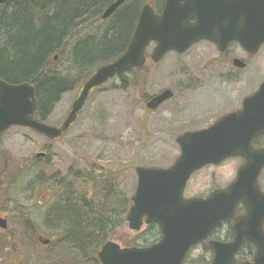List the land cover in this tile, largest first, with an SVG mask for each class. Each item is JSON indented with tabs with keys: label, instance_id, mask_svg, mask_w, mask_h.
Returning a JSON list of instances; mask_svg holds the SVG:
<instances>
[{
	"label": "rangeland",
	"instance_id": "rangeland-1",
	"mask_svg": "<svg viewBox=\"0 0 264 264\" xmlns=\"http://www.w3.org/2000/svg\"><path fill=\"white\" fill-rule=\"evenodd\" d=\"M160 5V2L155 4ZM107 21L98 20L86 27L85 34H93L97 26L103 27ZM2 24L0 20V54L4 56L8 49ZM102 33L100 30L98 35ZM152 47L153 44L147 48V53ZM228 52L245 57L237 42L231 44ZM216 59L223 58H218L215 46L202 41L182 55L170 52L146 69V84L141 93L130 85L122 87L119 77L107 80L91 92L77 119L55 141L21 127L8 129L0 138V215L7 218L16 250H3L0 241V264L87 263L85 257L76 255L66 242V234L60 227L61 213L56 211V199L52 196L54 190L47 182L52 184L55 178L65 176V182H72L73 190L76 188L79 192L88 187L83 183L85 172L93 169L95 174L109 176L110 189L118 199L116 209H110L109 213L119 215L122 199L128 200L134 192L136 165L170 166L180 152L174 140L177 134L206 127L222 114L239 108L243 98L264 80V44L243 69L220 65L214 61ZM56 68L64 73L70 88L59 95L44 119L49 125L59 124L67 116L79 80L90 71L89 65L77 64L72 55L59 58ZM123 78H130V74L125 73ZM166 88L171 89L174 96L157 109L148 110L141 94L150 97ZM47 145L50 147L45 159L33 160L32 157ZM240 161L233 157L194 172L187 181L184 196L206 195L214 187L225 186L234 178ZM259 182L264 191V168ZM61 198L64 199L65 194L61 193ZM62 205L61 202L59 210ZM14 206L34 212L37 236L50 239L49 245L44 246L37 242V237L32 239L28 235ZM226 226L218 233L222 240L229 237ZM117 230L118 242L133 237V244L149 245L156 239L145 227L132 231L126 223H121ZM1 235L0 229V239ZM211 255V250L199 243L191 249L185 264L208 261Z\"/></svg>",
	"mask_w": 264,
	"mask_h": 264
},
{
	"label": "water",
	"instance_id": "water-1",
	"mask_svg": "<svg viewBox=\"0 0 264 264\" xmlns=\"http://www.w3.org/2000/svg\"><path fill=\"white\" fill-rule=\"evenodd\" d=\"M124 1H113L102 17L111 15ZM203 40L214 43L219 51L236 41L248 53H256L264 43V0H165L159 12L153 4H143L125 50L87 76L59 126L33 118L37 100L31 83L0 79V137L10 127L21 126L56 140L76 120L93 88L127 70L158 63L168 52L182 54ZM151 43L154 46L147 53ZM233 63L243 66L240 59ZM172 97L173 91L166 88L145 106L155 110ZM259 135H264V80L243 98L239 109L206 127L176 135L180 152L170 166H135L136 187L125 215L127 226L137 231L144 224L156 223L160 238L148 246H121L108 239L97 253L100 264H183L190 248L228 219L233 220V238L226 242L208 239L212 259L206 264H264V192L258 183L264 168V140L258 148L252 145ZM43 156L42 152L35 155ZM232 156H239L242 163L229 185L205 196H183L195 171ZM238 207L245 212L237 215ZM0 228H7V219L1 216ZM244 240L255 246V252L251 260L240 261L236 254Z\"/></svg>",
	"mask_w": 264,
	"mask_h": 264
},
{
	"label": "trees",
	"instance_id": "trees-1",
	"mask_svg": "<svg viewBox=\"0 0 264 264\" xmlns=\"http://www.w3.org/2000/svg\"><path fill=\"white\" fill-rule=\"evenodd\" d=\"M113 1L115 0H15L12 8L0 9L3 36H6L8 49L4 56L0 54V78L11 83L30 82L35 87L37 113L42 115L41 119L44 120L47 114L51 113L59 95L70 88L66 84L64 73L56 68L59 58L72 55L77 64L84 67L89 65L90 71L84 73L79 80L78 93L86 76L94 68L125 50L143 4L151 3L155 6L164 0H128L106 19L108 21L103 27L97 26L96 32L85 35V28L100 21L101 12ZM100 30H103V33L98 35ZM145 71L137 69L126 72L130 74L127 79L123 78L125 73L118 75L122 80V87L130 85L141 93L146 84ZM141 95L142 101L146 102L149 96L143 93ZM47 146L49 151L50 145ZM96 178L100 179L96 181ZM108 178L109 176L95 174L93 169L87 171L85 184L88 187L85 186V190L77 192L74 188V193L69 194L72 200H55L56 211L61 213L60 227H63L66 234V242L71 246V250L77 252L76 255L85 257V264H100L97 258L98 249L108 235L113 234L121 223H125L124 214L129 199H122L123 208L119 215L109 213L110 209H116L118 199L110 189ZM47 183L51 188V184ZM61 202L64 205L59 210ZM16 210L20 213L22 226L28 235L32 239L37 237L36 240L40 243L39 237L42 236H37L34 212L29 208L23 210L19 206ZM145 229L154 233L156 239L153 241L159 238L157 224L147 225ZM132 239L133 237H130L121 242L124 245H132ZM0 241L3 250H16L10 230L2 231ZM200 243L204 248H209L205 243ZM253 252L254 249L246 244L239 250L237 259H250ZM210 260L211 257L208 261L197 260L196 263H207Z\"/></svg>",
	"mask_w": 264,
	"mask_h": 264
},
{
	"label": "flooded vegetation",
	"instance_id": "flooded-vegetation-1",
	"mask_svg": "<svg viewBox=\"0 0 264 264\" xmlns=\"http://www.w3.org/2000/svg\"><path fill=\"white\" fill-rule=\"evenodd\" d=\"M165 1V0H164ZM164 1L161 3V5H160V7H156V6H154L155 8H156V10L159 12L161 9H162V7H163V4H164ZM15 2V0H6V1H4V2H2V3H0V9L1 8H7V9H10V8H12L13 6H14V3ZM126 2H128V0H125L122 4H124V3H126ZM121 4V5H122ZM120 5V6H121ZM119 6V7H120ZM118 7V8H119ZM117 8V9H118ZM105 10V9H104ZM104 11H102L101 12V14H100V21H105L106 19H108L109 17H111L115 12H113L111 15H109L108 17H106V18H103L102 17V13H103ZM101 29V28H100ZM86 35V34H85ZM131 37V36H130ZM129 40H130V38H129ZM204 41H206V40H203V42ZM129 42V41H128ZM200 42H202V41H200ZM207 42H209V41H207ZM199 43V42H198ZM211 43V42H210ZM233 42H230L229 44H228V46H227V48H225L223 51H219L218 50V48H217V46L214 44V43H212L214 46H215V48H216V50H217V52H218V58H223V59H216V60H214L216 63H218V64H220V65H223V66H226V65H232L234 68H238V69H243V68H245L246 67V65H247V60L248 59H250V58H252V57H254L258 52H259V50H260V48H261V46L264 44H262L261 46H260V48H259V50L256 52V53H253V54H251V53H248L247 51H245L243 48H242V51L244 52V55H245V57L243 56V58L242 57H240V56H238V55H234V56H232V55H229V49H230V47H231V44H232ZM128 44V43H127ZM127 46V45H126ZM174 53V52H173ZM175 54H177V53H175ZM182 54H184V53H182ZM182 54H177V55H182ZM54 57H56V56H54ZM240 59L242 62H243V66L242 67H237V66H235L234 65V63H233V61H234V59ZM57 59V58H56ZM114 59V58H113ZM113 59H111V60H113ZM111 60H109V61H111ZM108 62V61H107ZM106 63V62H105ZM104 64V63H103ZM102 65V64H101ZM100 66V65H99ZM97 68V67H96ZM96 68H94V70L96 69ZM93 71V70H92ZM128 71V70H127ZM128 72H130V71H128ZM91 73V72H90ZM89 75V74H88ZM87 75V76H88ZM87 76H86V78H87ZM85 78V79H86ZM0 79H2V78H0ZM263 81V80H262ZM21 82V81H20ZM9 83H11V82H9ZM17 83H19V82H17ZM258 88V87H257ZM241 107V106H240ZM239 107V108H240ZM239 108H237V109H239ZM234 110V109H233ZM232 111V110H231ZM40 116H42L41 114L40 115H38V113H37V111H35L34 112V114H33V118H36V119H38V120H40V121H44L43 119H41L40 118ZM46 118V117H45ZM60 124V123H59ZM59 124H55V125H59ZM18 127H21V126H18ZM21 128H24V129H26V130H28V131H30L31 133H33V134H35V135H38L39 137H43V138H45L44 136H42V135H40L39 133H36V132H34V131H32V130H30V129H28V128H26V127H21ZM263 140H264V135H259V136H257V137H255L254 139H253V141H252V145H253V147H255V148H258V147H260V145H261V143L263 142ZM42 153H44V156L43 157H41V161L42 160H44L45 159V157H46V155H47V153H48V146H46V149L45 150H43L42 151ZM233 157H238V158H240L239 156H232V157H229V158H233ZM229 158H227V159H229ZM241 159V158H240ZM242 163V159H241V161H240V164ZM240 164H239V166H240ZM210 165V164H209ZM238 166V167H239ZM238 169V168H237ZM263 170V169H262ZM236 172H237V170H236ZM261 174V173H260ZM235 175H236V173H235ZM83 177V183H85V175L84 176H82ZM259 177H260V175H259ZM234 178H235V176H234ZM234 178L228 183V184H226L225 186H227V185H229L233 180H234ZM65 181H67V179H66V177L65 176H60V177H57V178H55L53 181H52V184H51V186L53 187V190H54V192H53V194H52V196L56 199V198H61V193H63V194H65V198H64V201H68V199L69 198H71V200H72V197L71 196H69V194H71V193H74L73 192V183L72 182H65ZM258 183H259V188H260V190L261 191H263L262 189H261V185H260V182H259V178H258ZM187 184V183H186ZM225 186H217V187H214V188H212L209 192H211L213 189H215V188H218V187H225ZM186 187V186H185ZM83 190H85V189H83ZM185 190V189H184ZM208 192V193H209ZM264 192V191H263ZM207 193V194H208ZM206 194V195H207ZM183 195H184V193H183ZM196 196H205V195H196ZM185 197V196H184ZM191 197H193V196H191ZM188 198V197H187ZM5 203L6 202H4L3 204H2V210L4 209V205H5ZM237 215H240V214H243L245 211H244V209L242 208V207H238L237 209ZM84 213H85V208H84ZM1 216V215H0ZM2 217H4V216H2ZM225 225H227L226 227H228V233H229V237H228V240H222L220 237L221 236H219L218 235V233L221 231V229H222V227L223 226H225ZM232 225H233V220L232 219H228V220H224V221H222L221 223H219L218 225H216L212 230H211V232L209 233V235H208V237L205 239V240H203V241H201V242H203V243H205L206 244V242H207V240L208 239H215V240H220V241H224V242H226V241H230V240H232V238H233V228H232ZM263 229H264V224H263ZM118 233V230H117V228L114 230V232H113V234H111V235H108V237L106 238V240L108 239V238H111L112 240H115V241H117L116 240V234ZM137 235V234H136ZM123 241V240H122ZM105 243V242H104ZM199 244V243H198ZM246 244L247 245H249V246H251L253 249H254V252H255V246L251 243V242H249V241H247V240H244L243 241V243L241 244V246H240V249L243 247V246H246ZM197 245V244H196ZM239 249V250H240ZM239 252V251H238ZM254 252H253V254H254ZM253 254H252V256H253ZM237 255H238V253L236 254V258H237ZM252 256H251V258L249 259V260H251L252 259Z\"/></svg>",
	"mask_w": 264,
	"mask_h": 264
}]
</instances>
